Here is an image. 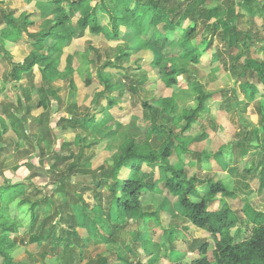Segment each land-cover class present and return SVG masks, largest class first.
I'll use <instances>...</instances> for the list:
<instances>
[{
  "label": "rangeland",
  "instance_id": "1",
  "mask_svg": "<svg viewBox=\"0 0 264 264\" xmlns=\"http://www.w3.org/2000/svg\"><path fill=\"white\" fill-rule=\"evenodd\" d=\"M44 2L45 0H0V30L5 26L2 23V16L8 13H12L15 17L20 14L28 15L27 21H31L25 25L27 32L16 41L4 40L0 35V106L6 111L11 122L15 119L16 122H22L17 124L22 134L20 138L22 148H14V142L8 144L4 154H0L4 155V159H0V174L4 169L22 162L28 163L27 165L33 162L37 165L43 158L51 161L39 167L29 166L28 170L36 173L32 180L42 187L43 192L35 198L41 197L48 201L42 203L40 222L32 233L30 232V237H36L34 242H37L41 236L40 242L30 243L27 234H22L29 221L26 206L19 210L12 209V213H15L24 225L18 231L19 243L11 250L14 261L18 264L57 262L54 256L57 252L54 248L57 246L59 250H63L64 246L61 242L53 241L58 235L59 228L57 224L59 216L56 213L54 200L60 199V191L55 179L60 174H64L68 164L74 160L79 151L83 150L80 162H88L89 173L72 175L70 181L76 183L75 188L82 193V198L91 208L97 201L93 197L96 189L90 183L91 180H94L95 176L101 177V172L111 166L113 158L121 152V145L125 139L145 141L149 116L142 106L143 102L152 103L158 98L175 93L177 107L182 110L193 105L192 89L195 84H199L205 93L215 92V94L204 103L207 109L198 115L191 128L182 137L185 147L192 152L183 155L187 161L186 172L188 176L195 175L200 180L195 182L200 193L207 181H221L230 192L222 197V202L240 217L237 227L245 229L249 221L242 211L243 203L247 202L256 210H264V188L259 191L260 172L264 171V163H261L264 159V128L259 122L261 110L264 108V88L262 85L258 86L259 94L256 98L242 91L243 81L235 76L240 70L235 61L240 46L227 49L221 44L219 37H211L207 33L208 29L204 22L206 14L203 13L202 16L193 19L203 22V27L196 32L185 49L173 43H159L161 68L172 63L176 67L186 68L189 72L188 77L182 76L176 85L167 87L161 80V69L152 63L155 55L151 49L142 47L136 41L133 42L134 39L127 34L118 40H109L85 28L81 36L73 37L64 47V55L61 59L63 69L65 55L73 54L75 66L73 79L77 86L75 94H71L67 80L59 78L54 82L58 98L51 99L45 111L42 108L36 111L35 105L42 93L39 91L40 74L37 66H34L31 76L24 75L18 82L11 81L10 71L13 64H20L31 52L32 36L28 33L38 32L46 18H51L50 14L42 15L39 12L40 5ZM258 2L262 3L261 0H253L251 5ZM175 6L174 2L170 3L171 8ZM218 6H220L219 14L222 15L226 14L227 6L238 10L236 24L239 40H243L244 32L252 33V41L246 46L247 57L258 64L264 63V13L255 7L252 11L243 8L238 0L226 2L205 0L203 11H212ZM216 18L217 15L212 14L209 22H214ZM205 37L211 40L210 47H205ZM126 43L131 45L128 50L130 55L118 59L120 49H127ZM194 49L198 53H193ZM106 62L109 65L103 66ZM98 69L113 85L110 96L116 102L107 111L106 124L98 127V130L83 132L77 130L68 120L71 117H80L88 111H94L93 98L105 87L96 76ZM253 78L249 80L252 81ZM19 88L21 91L18 90ZM232 95L234 97L228 104L222 101L225 96L230 98ZM22 96L27 106H32L31 110H24L27 106L21 99ZM5 98L12 103L9 104ZM31 111L36 114L35 117L43 119V124L37 128L32 127V120L27 121L26 115ZM160 120L161 118L159 122ZM76 136L83 138L79 144L75 139ZM240 138L244 140L243 146L231 148V142L235 143ZM148 141L156 147L157 142L153 137ZM220 149L225 164L206 159V155ZM70 154L73 157L62 160ZM170 160L175 163L176 157L172 156ZM247 169L251 171L246 172ZM142 170L150 172L151 167L143 164ZM122 172L121 176H123ZM21 174L23 173L19 170L18 175ZM153 174L154 178H157L156 168ZM38 175L44 179L37 177ZM98 190L105 203L106 186ZM165 201L169 204L168 207H171L173 199L165 191L148 192L144 196L143 211L154 212L155 215L147 221L149 235H144L145 240L140 247L134 244V239L137 230H142L143 226L140 219L132 218L129 222L115 227L112 236L107 237L109 240H105L104 237L98 244L90 241L85 247L81 246L83 238L87 235L92 236V233L83 226L76 225L80 238L72 240L71 252L65 251L64 254L76 256L77 251L82 249L84 255L78 264H98L99 260H104L102 261L104 264H190V261L198 256L196 249L198 240L209 235L190 225L188 230L184 231L185 221L164 208L162 205ZM163 229L175 232L173 235L162 234ZM234 230L235 228H232V231ZM45 234L48 236L46 237ZM246 235L247 233L243 231L239 238H245ZM195 239L197 241L194 243ZM211 247L212 242L210 249ZM0 264H2L1 260Z\"/></svg>",
  "mask_w": 264,
  "mask_h": 264
},
{
  "label": "trees",
  "instance_id": "2",
  "mask_svg": "<svg viewBox=\"0 0 264 264\" xmlns=\"http://www.w3.org/2000/svg\"><path fill=\"white\" fill-rule=\"evenodd\" d=\"M217 1L226 2L228 0ZM252 1L238 0L243 8L246 7L252 11L255 7L264 13V0H261V4L258 2L255 5H251ZM171 2H174L176 6L171 8ZM235 2L237 3V1ZM186 4H188L187 7ZM42 5H40L39 12L42 15L50 14L51 18H46L38 32L28 33L32 36L31 52L20 64H13L10 79L18 82L24 75L31 76L34 66H37L40 74L39 91L42 93L35 107L42 108L43 111L48 108L51 99L58 98L54 86L57 79H66L71 94H75L77 86L73 79L75 70L73 54L65 55L63 69L61 68V59L64 55V47L73 37L81 36L85 28H88L91 33L101 34L109 40H118L127 34L134 39L133 42L136 41L142 47L151 49L155 55L152 63L161 69V80L164 85L170 87L176 85L180 77L185 75L188 77L189 72L186 68L176 67L172 63L161 68L159 43H173L177 47L185 49L196 32L203 27V22H198L197 19L193 20L202 16L203 13L206 14L204 22L208 29L207 33L211 37H219L221 44L227 49L240 46L238 47L239 52L235 56L240 70L235 76L238 80L243 81L241 83L242 91L252 98H256L259 94L258 86L262 85L264 88V63L258 64L247 57L246 46L252 41V33L244 32L243 40H239L236 24L238 10L233 7L227 6L226 14L222 15L219 14L220 6L212 11L204 12L205 0H45ZM212 14L217 15V18L214 22H209ZM27 17L28 15L25 14H20L17 17L12 13L3 15L2 23L5 26L0 30L1 37L7 41L18 40L27 32L25 25L31 23V21H27ZM186 20L189 23L186 24ZM173 34L174 36H172ZM204 39L205 47H210L211 40H208L207 37ZM125 45L127 49H120L118 59L130 55L128 50L131 45L130 43ZM192 52L198 53L196 49ZM106 65L109 63H103V66ZM96 76L105 87L93 98L94 111H88L80 117H71L68 120L77 130L83 132L98 130V127L106 124L107 111L116 102L110 96L113 91L110 81L103 76L99 69L96 71ZM251 77H254V80L250 81ZM192 90L193 105L182 110L177 107L175 93L158 98L152 103L143 102L142 106L149 116L145 141L136 142L134 139H125L121 145V152L113 158L111 166L101 172V177L95 176V179L91 180L90 183L96 189L93 197L97 200L91 208L85 203L82 193L75 188L76 183L70 181L72 175L89 173L88 162H80L83 150L75 155L64 174H60L55 179L56 186L60 191V199L54 200L56 213L59 216L57 222L59 228L58 235L53 238V241L61 242L64 246L63 250H59L55 246L54 250L57 252L54 255L55 261L57 260L55 264H78L82 260L84 255L82 249L77 251L76 256L64 254L65 251L71 252L73 245L71 241L80 238L76 225L83 226L92 233V236L87 235L83 238L81 246L85 247L90 241L98 244L104 237L105 240H109L107 237L112 236L115 227L129 222L132 218L140 219L143 229L137 230L134 239V244L140 247L145 240L144 235H149L147 221L155 215L154 212L143 211L144 196L148 192L163 191L173 199V202L171 207H168L169 204L166 201L162 206L183 218L186 223L183 226L184 231L188 230V225H190L209 235V237L198 240L196 244L198 256L191 260L190 264H264V210H256L244 202L242 211L249 222L242 230L241 227H237L240 217H237L235 212L222 202V197L230 193L226 186L221 181H207L200 193L195 186V182L200 180L195 175L188 176L186 172L187 161L183 155L192 152L185 147L182 137L191 128L198 115L207 109L204 103L215 94V92L205 93L199 84L193 85ZM232 97L234 95L230 98L225 96L222 101L228 104ZM31 109L32 106H27L28 111ZM41 116L43 117V114ZM159 118H161L160 122ZM259 122L264 128V108L261 110ZM19 123L20 121L17 122V124ZM42 124L43 119L35 117L31 125L33 128H37ZM6 131L5 122L0 119V141ZM14 132L21 141L20 129L18 130L16 127ZM152 137L157 142L156 147L148 141ZM75 139L79 144L83 138L76 136ZM247 143L249 144V142ZM243 144L244 140L240 138L235 143L231 142V148H239ZM1 147L0 145V149ZM71 156L72 154L63 157L62 160ZM172 156L176 157L175 163L170 160ZM206 159L226 163L222 159L221 149L206 155ZM47 161L50 160L44 158L42 161L39 160L38 166L33 162L29 165L22 162L11 169L14 175L0 177V260L2 264H18L14 261L11 250L19 243L17 241L18 231L24 225L22 220L12 213V209L19 210L26 206L29 221L22 234H27L26 237L29 238L30 243H37L41 240L40 236V239L34 242L36 237L32 238L30 235L40 222L42 203L48 201L41 197L35 198L43 191H41L42 187L32 180L36 173H31L28 170L32 166L44 165ZM262 162L264 163V159ZM143 164L151 167V171H143ZM154 168L157 169V178H154ZM19 169L23 173L22 176L17 173ZM249 171L251 170H246V172ZM121 172L123 176H121ZM39 175L37 177L44 179ZM260 180L259 191L264 188L263 170L260 172ZM159 183H161L160 187ZM104 186H106L107 197L105 203H103L102 194L98 190ZM44 196L42 195V197ZM232 228L235 230L232 231ZM243 231L247 235L240 239L239 235ZM173 232L175 231L163 229L162 234L173 235ZM45 236L47 237L48 234ZM196 241L195 239L194 243ZM102 261L104 260H99L98 264H104Z\"/></svg>",
  "mask_w": 264,
  "mask_h": 264
},
{
  "label": "crops",
  "instance_id": "3",
  "mask_svg": "<svg viewBox=\"0 0 264 264\" xmlns=\"http://www.w3.org/2000/svg\"><path fill=\"white\" fill-rule=\"evenodd\" d=\"M18 90L21 91V88H19ZM16 91H17V90H16ZM21 99L26 103V101H25V99H24L23 96L21 97ZM5 100H6L9 104L12 103L11 100H7L6 98H5ZM25 103H24V105H25ZM5 106H6V105H5ZM7 106H8V104H7ZM10 106H11V105H10ZM26 106H27V103H26ZM11 109H12V108H11ZM39 109H40V108H37V107H36V111L39 110ZM24 110H25V111L27 110L26 107H25ZM34 115H36V114H34L32 111H31V113L27 114V115H26L27 121H31V120H33V118H35ZM0 119L3 120V122H5V125H6V127H7V131H6V133L3 135V137H2V139H1V141H0V145L2 146L1 149H0V154H4V152L6 151V148H7L8 144H10V142H14V143H13L14 146H15L14 148H18V149L22 148V147H21V143H20L19 139L17 138L16 133L14 132V129L17 127V122L15 121L16 119H15L13 122H11V119L8 118L6 111H4L3 107H1V106H0ZM17 129H18V128H17ZM19 129H20V128H19ZM19 129H18V130H19ZM0 159L3 160V159H4V155H3V156L0 155ZM13 167H14V166H13ZM13 167L10 166V167L4 169L3 172L0 174V177H1L2 175H5V176H6V175H9V176L14 175V172L11 170ZM19 170H20V169H19ZM17 173H18V172H17ZM15 176H16V174H15Z\"/></svg>",
  "mask_w": 264,
  "mask_h": 264
}]
</instances>
